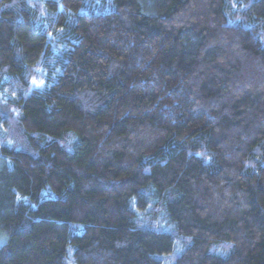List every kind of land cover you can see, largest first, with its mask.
<instances>
[{
	"label": "trees",
	"instance_id": "1",
	"mask_svg": "<svg viewBox=\"0 0 264 264\" xmlns=\"http://www.w3.org/2000/svg\"><path fill=\"white\" fill-rule=\"evenodd\" d=\"M0 264H264V0H0Z\"/></svg>",
	"mask_w": 264,
	"mask_h": 264
},
{
	"label": "rangeland",
	"instance_id": "2",
	"mask_svg": "<svg viewBox=\"0 0 264 264\" xmlns=\"http://www.w3.org/2000/svg\"><path fill=\"white\" fill-rule=\"evenodd\" d=\"M4 241L2 240L1 236H0V245L3 243Z\"/></svg>",
	"mask_w": 264,
	"mask_h": 264
}]
</instances>
